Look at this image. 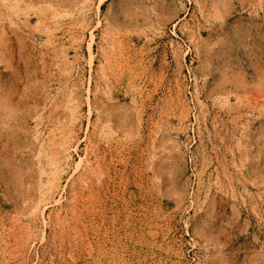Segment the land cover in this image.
I'll use <instances>...</instances> for the list:
<instances>
[{
    "label": "rangeland",
    "instance_id": "rangeland-1",
    "mask_svg": "<svg viewBox=\"0 0 264 264\" xmlns=\"http://www.w3.org/2000/svg\"><path fill=\"white\" fill-rule=\"evenodd\" d=\"M0 264H264V0H0Z\"/></svg>",
    "mask_w": 264,
    "mask_h": 264
},
{
    "label": "bare ground",
    "instance_id": "bare-ground-1",
    "mask_svg": "<svg viewBox=\"0 0 264 264\" xmlns=\"http://www.w3.org/2000/svg\"><path fill=\"white\" fill-rule=\"evenodd\" d=\"M66 132H67V131H66ZM54 135H55V134H54ZM53 138H54V137H53ZM63 138H65V137H63ZM67 138H68V137H67ZM56 139H57V138H56ZM56 139H55V140H56ZM70 140H71V139H70ZM59 141H60V140H59ZM62 141H63V140H62ZM53 142H54V141H53ZM65 142H66V141H65ZM65 142H64V144H62V145H66L67 143H65ZM70 142H71V141H70ZM54 143L56 144V142H54ZM49 145H50V144H49ZM54 146H55V145H54ZM56 146H57V145H56ZM51 147H52V146H51ZM60 147H61V146H60ZM56 148H57V147H56ZM51 149H53V148H51ZM57 150H58V149H57ZM49 151H50V150H49ZM49 151H48V152H49ZM52 151H53V150H52ZM54 151H56V150H55V147H54ZM58 151H60V150H58ZM55 153H56V152H55ZM63 153H64V152H63ZM46 154H47V153H46ZM49 154H50V153H49ZM49 154H48V155H49ZM51 154H52V152H51ZM56 154H57V153H56ZM56 154H55V155H56ZM61 154H62V152H61ZM64 154H65V153H64ZM53 155H54V154H53ZM59 155H60V152H59ZM65 155H66V154H65ZM57 156H58V155H57ZM47 157H49V156H47ZM50 157L53 159L54 156H50ZM50 157H49V158H50ZM56 158H57V157H56ZM56 158H55V159H56ZM59 158H60V157H59ZM52 159L49 160V161L52 162V161H53ZM57 159H58V158H57ZM54 161H55V160H54ZM56 161H58V160H56ZM52 163H53V162H52ZM54 163H55V162H54ZM54 163H53V164H54ZM56 164L58 165L59 163H58V162L55 163L54 166H56ZM80 164H81V163H80ZM59 165H60V164H59ZM60 166H61V165H60ZM60 166H57V169H58ZM79 166H80V165H79ZM60 168H61V167H60ZM54 169H56V168H54ZM52 170H53V169H52ZM59 171H60V170H59ZM55 172H56V170H55ZM55 172H54V174H55ZM57 172H58V171H57ZM52 176H53V174H52ZM55 176H56V175H55ZM53 177H54V176H53ZM48 180H49V179H48ZM50 180H51V178H50ZM55 180H56V179H54V182L57 181V180H56V181H55ZM58 180H59V179H58ZM51 181H52V183H53V180H51ZM50 183H51V182H50ZM53 184H54V183H53ZM48 185H49V184H48ZM51 185H52V184H51ZM51 185H50V186H51ZM54 185H56V183H55ZM54 185H53V186H54ZM50 186H49V187H50ZM53 186H52V187H53ZM52 187H50V188H52ZM50 188H48V191L50 190ZM53 189H54V188H52L51 190H53ZM51 190H50L49 192H51ZM46 192H47V191H46Z\"/></svg>",
    "mask_w": 264,
    "mask_h": 264
}]
</instances>
